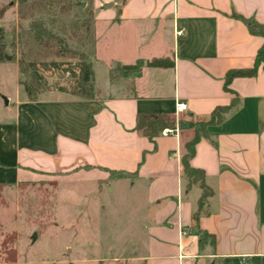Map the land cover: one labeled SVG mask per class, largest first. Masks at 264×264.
Instances as JSON below:
<instances>
[{
    "label": "crops",
    "instance_id": "1",
    "mask_svg": "<svg viewBox=\"0 0 264 264\" xmlns=\"http://www.w3.org/2000/svg\"><path fill=\"white\" fill-rule=\"evenodd\" d=\"M89 6L93 39L85 51L95 73L100 62L105 80L96 81L94 98L49 91L18 100L15 117L3 125L14 159L4 160L0 149V171L13 169L16 179L0 182L71 173L93 188L80 217L95 221L113 216L104 194L127 190L126 239L99 264H264V66L225 89L226 72L252 67L264 43L237 16L264 24V0H92ZM120 29L126 33L120 50L139 43L128 64L167 58L174 66H144L112 81L116 63L100 59L114 49ZM235 98L190 160L212 189L195 219L202 189L188 184L182 165L193 130L177 124L153 142L136 129V118L167 113L177 122L209 120ZM178 102L188 109L176 117ZM111 170L129 175L114 177ZM199 229L214 235L215 244H200Z\"/></svg>",
    "mask_w": 264,
    "mask_h": 264
},
{
    "label": "rangeland",
    "instance_id": "2",
    "mask_svg": "<svg viewBox=\"0 0 264 264\" xmlns=\"http://www.w3.org/2000/svg\"><path fill=\"white\" fill-rule=\"evenodd\" d=\"M91 3L92 0H0V28L6 54L11 56L10 60L0 61V149L4 160L11 161L14 155L3 125L15 117L17 101L27 98L20 84L27 76L20 72L19 62L37 64L41 79L36 87L40 93L78 89L81 59L70 50L87 54L85 50L92 49ZM123 34L125 31L120 29L114 49L101 55L103 65L116 63L110 70L134 62L138 55L137 42L128 51L120 50L124 46ZM99 63L93 82L95 93L96 81L105 80V70ZM44 174L31 182H0L4 184L0 187V264H99L96 259L118 253L131 225L125 209L129 192L121 189L104 194V204L109 205L108 196L112 200L109 206L113 216L95 221L80 217L83 206L94 196L93 188L79 184L71 173ZM15 179V170L0 171V180ZM83 191L90 192L84 199L78 198Z\"/></svg>",
    "mask_w": 264,
    "mask_h": 264
},
{
    "label": "trees",
    "instance_id": "3",
    "mask_svg": "<svg viewBox=\"0 0 264 264\" xmlns=\"http://www.w3.org/2000/svg\"><path fill=\"white\" fill-rule=\"evenodd\" d=\"M127 0H123L126 2ZM238 18L242 19L249 26L250 32L254 35H259L264 37V24L246 20L243 16L238 15ZM72 53L78 54L80 57V70L78 74V89L70 92L64 88H60V91L70 93L72 95L81 96L84 98H94L95 89L93 82L95 81V70L93 63L89 60L88 56L84 52H79L77 50H70ZM7 58L5 44L3 42V29L0 28V61H4ZM151 66V67H173L174 62L169 59L156 58L149 61L139 60L135 64H125L121 66H116L110 70L111 80L128 77L133 72L139 71L142 66ZM264 66V43L257 52L255 63L252 67L247 68H237L231 69L226 72L225 75V89L231 91L229 87L230 82L235 77H252L255 76L258 72L259 67ZM20 72L26 74V80L20 81V84L23 87L24 92L27 95L29 101H35L38 98V95L41 94L38 90L37 82L41 79V74L38 71V66L35 62H29L21 60L19 62ZM43 93V92H42ZM237 99L235 98L231 104L226 106H218L212 113V117L209 120H199V121H179L170 116L167 113H139L136 118V129L143 136L148 137L151 141L155 142V139L162 135V132L165 128L175 127L177 124L179 126H188L190 127L194 134L192 139L186 145V153L182 158V165L184 169L185 176L188 180V184L198 183L202 189L201 197L199 199L198 210L195 212L194 217L198 219L200 211L205 207L209 196L212 194V189L208 186L205 180V172L201 168H196L191 165L190 160L195 155L196 144L202 137L209 135L210 127L213 125L219 124L231 106L236 103ZM110 174L114 177H122L129 175V172L125 171H115L111 170ZM3 183H0V187L3 186ZM199 235L200 244H203L205 241L210 240L212 244H215V236L209 234L203 230H197Z\"/></svg>",
    "mask_w": 264,
    "mask_h": 264
},
{
    "label": "built area",
    "instance_id": "4",
    "mask_svg": "<svg viewBox=\"0 0 264 264\" xmlns=\"http://www.w3.org/2000/svg\"><path fill=\"white\" fill-rule=\"evenodd\" d=\"M180 33H181V31H180ZM187 109H188V106H187L186 103H184V102H178V103L176 104V108H175V115H176V117H177L181 112H184V111H186ZM177 128H178V125H176L175 127H172V128H165V129L163 130L162 134H165V135H167V134H171V133H173V132H176V131H177Z\"/></svg>",
    "mask_w": 264,
    "mask_h": 264
},
{
    "label": "water",
    "instance_id": "5",
    "mask_svg": "<svg viewBox=\"0 0 264 264\" xmlns=\"http://www.w3.org/2000/svg\"><path fill=\"white\" fill-rule=\"evenodd\" d=\"M7 59H9V60H10V59H11V56H7ZM6 103H7V100H6Z\"/></svg>",
    "mask_w": 264,
    "mask_h": 264
}]
</instances>
